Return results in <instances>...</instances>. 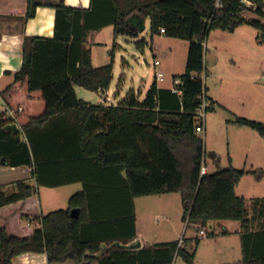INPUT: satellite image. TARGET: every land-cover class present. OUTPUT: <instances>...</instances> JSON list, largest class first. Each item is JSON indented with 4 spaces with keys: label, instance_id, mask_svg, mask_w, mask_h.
Here are the masks:
<instances>
[{
    "label": "trees",
    "instance_id": "trees-1",
    "mask_svg": "<svg viewBox=\"0 0 264 264\" xmlns=\"http://www.w3.org/2000/svg\"><path fill=\"white\" fill-rule=\"evenodd\" d=\"M215 2L91 0L89 8H79L65 0H28L26 19L35 17L40 6L55 8V31L52 37L25 38L22 66L1 91L24 136L8 132L10 121L0 115V165L2 159L5 165H30L38 185L55 186L69 180L60 176L52 181L49 173L69 174L81 164H95L103 173L118 174L127 189L123 196L95 202L84 188L71 196L66 209L40 215L33 184L18 180L13 192L0 185V264H13L24 253H46L49 263L75 264H172L178 254L194 264V253L178 241L139 249L114 246L101 258L92 255L103 242L128 244L135 239V197L170 192L180 193L188 226L200 230L213 221L240 223L244 257L233 264H264V220L251 228L255 218L264 217V201L258 200L251 217L245 197L236 192L245 170L230 166L200 175L205 143L196 132L195 115L200 95L207 91L201 77L206 39L214 28L233 32L249 22L261 30L264 42V23L245 14L256 12L262 18L261 8L254 11L240 0H223L217 9ZM147 19L152 38L164 28V35L189 41L185 71L174 77L181 81L182 96L159 88L155 80L143 101L133 90L118 105L79 98L76 86L106 92L113 80L114 50L108 64L93 66L85 44L89 32L112 25L115 36L135 38ZM210 102L208 110L215 108ZM235 121L264 136V122L239 116ZM73 208L80 210L77 218L71 216ZM30 217L31 225L18 226ZM93 230L102 234L93 235Z\"/></svg>",
    "mask_w": 264,
    "mask_h": 264
},
{
    "label": "rangeland",
    "instance_id": "rangeland-1",
    "mask_svg": "<svg viewBox=\"0 0 264 264\" xmlns=\"http://www.w3.org/2000/svg\"><path fill=\"white\" fill-rule=\"evenodd\" d=\"M245 14L264 23L262 18L256 17L251 11H246ZM260 31L249 22L238 26L233 32L214 28L204 44L205 63L208 68V78L205 77L204 84L209 95L211 91H218L220 98V104L206 112V130L200 135L205 143L204 156L211 173L230 166L245 170L236 192L239 196L245 197L250 214L256 212L255 206L258 200L264 201V136L235 120L239 116L264 122V42H260ZM153 38L166 52L159 57L161 65L157 66L158 70L169 68L170 71L162 85L172 86L173 76L179 78L185 71L189 41L167 35H155ZM100 39L103 44L94 46L98 57H105L114 50V53H122L134 68L133 71L131 69L126 71L122 93L126 95L132 87L136 91L141 87L146 93L154 79V69L151 65L155 62L150 22H146V28L140 32L138 38L126 35L115 36L109 31L103 33ZM214 73L222 77L221 83L214 81L212 77ZM121 74V70L117 68L114 89L111 91L113 98ZM82 93L88 98H84ZM77 96L93 104L102 102L100 92L83 87H78ZM213 153L218 154L219 161H214ZM74 188L75 186L65 187L59 189L56 194H43L41 211L47 214L53 210L66 209L69 197L75 192ZM171 196L174 199L170 210L172 215L176 214L178 217L177 222H174L179 231L176 239L181 246H185L182 242L189 239L186 247L194 253V264H217L219 259L227 261L237 256L243 259L242 251L236 256H228L229 249L218 254V257L215 240L227 243L236 239L231 236L214 239L211 235L198 239L199 230L187 226V222L182 221L185 210L180 193L175 192ZM146 198L135 199V215L139 221L143 220L146 223L145 234L152 240L167 237L170 239L173 236L169 235L173 232L174 223L172 228L170 227L172 229L170 232L169 227L161 223L162 217L158 214V206L146 201ZM26 223L27 219L24 218L18 226H26ZM192 236L194 239L191 238ZM174 259V264H188L181 255L176 254Z\"/></svg>",
    "mask_w": 264,
    "mask_h": 264
},
{
    "label": "crops",
    "instance_id": "crops-1",
    "mask_svg": "<svg viewBox=\"0 0 264 264\" xmlns=\"http://www.w3.org/2000/svg\"><path fill=\"white\" fill-rule=\"evenodd\" d=\"M65 2L68 6L79 7V8H89L91 0H65ZM27 8H28V0H0V101H1L0 115L2 116L4 120H9L10 121L9 123L15 122V121H12L14 119V114L7 107L6 103L2 99L1 91L4 90L7 86H9L14 81L15 72L18 71L22 66L23 58H24V49H23L24 40L26 37H32V36L52 37L55 31V15H56L55 8L50 7V6H40L37 8V13L35 17L26 19L25 14L27 12ZM147 21H149V19H147ZM109 31H112V33L114 34V28L112 25L106 26L100 30L91 31L89 32V35L85 42L86 47L89 48L91 51V62L93 66L95 67L108 64L111 61L112 57L110 53L106 55L105 57H98L94 51V46L103 44L102 39H100L101 35L105 32L109 33ZM160 35L162 36L164 35V33ZM151 42H152V53L155 56V61L159 60L160 63L158 65H161V60L159 59V57L160 55L166 54V52H164V50H162L161 47L158 44H156V42L154 41V38H152ZM119 47H122V46L119 45ZM113 59H114L113 80L111 82L109 89L106 90V93L110 96L112 104L118 105L126 97V95L129 92L128 91L125 95L121 91L122 84H123V78L126 75V71L128 69L129 70L131 69L133 71L134 68L131 66L128 59L122 53L120 54L114 53ZM158 65H156L155 62L153 65H151L154 69V79L152 83L150 84V87L153 84V82L156 80L155 73L157 71L164 72L165 79L167 77L169 68H165V70L164 69L158 70L157 68ZM117 68L121 70L122 74L119 78V82L116 84V90H114L115 91L114 92L115 99H114L112 97L111 91L112 89H114V81H115V75H116ZM205 74H206V78H208V68H207L206 63H205ZM212 75H213L212 77L214 81H217L218 83L222 82L221 76H218L215 73ZM174 77L175 75L173 76V79ZM165 79L163 81H157L158 87L171 89L173 85L172 86L162 85V82H164ZM78 87H81V86L75 87L77 95H78ZM149 88L147 89L146 93L142 91L141 87L139 88L138 91H136V89L132 87L130 91L133 90L136 94L137 99L139 101H143L146 97V94ZM206 94L208 98L214 102L215 107L216 105L220 104V98H219L218 91L217 92L211 91L210 92L211 95H209L208 92L206 91ZM82 96L84 98H88V96L85 93H82ZM83 100L86 102L92 103L91 101H88L85 99ZM71 120L72 118L68 117V121H71ZM17 124H18L17 132H20V135L22 137L24 136V131L22 127L20 126V124L19 123ZM216 155L218 156V154L216 153L212 154V156L214 157V161L217 162L220 160V157L218 156V158H216ZM1 161L3 165H0V185L5 186L7 191L13 192V191H16V182L18 180H25L33 184L37 189V197H38V202H39L40 215L41 214L45 215L41 211L43 194H47V195H49L50 193L56 194V192L59 189H62L65 187L75 186V188L73 189L75 190V192L72 195L86 188L90 190L92 197L94 194L95 202L112 200L115 196H119V195L123 196L124 189H127L126 182H124V180L120 176H118V174L116 175L111 172L103 173L100 170V168H98V166H96L95 164H93L92 167L85 165V164H81V169H79V166L74 168L71 171V173H69L70 175L64 174L63 170L62 172L59 170H55L54 172L49 173V177L52 178L51 179L52 181H55V182L59 181L60 176H65V178L69 181L68 183H64L61 185L48 186V185H38L37 184V180L33 174L32 166L26 165V164L10 166V165L4 164L6 161L5 159H2ZM51 169L52 168H50V170ZM121 175L123 177L126 176L125 172H122ZM237 187H236V191H237ZM172 193H175V192L135 197L133 200L134 214H135V199L138 197L139 198L147 197L146 201H151L156 206H158L159 208L158 214H160V216L162 217L161 223L163 226H168L171 232L172 224L174 222H177L176 218H178L176 217V214L172 215L171 210H170L172 203H173V199H174L172 198L173 196H171ZM71 196L69 197V199L71 198ZM68 204H69V200H68ZM252 215L253 213L250 214L251 217ZM263 220H264V217L255 218L251 223V228L253 230L256 229L257 225ZM182 221L187 222L184 218V215L182 216ZM145 224L146 223L143 220L139 221V219L135 215L136 237L130 242H133L139 239L141 241V247L150 246L155 243L170 242V241H178V245H179V240L176 239L177 238L176 236L179 233V231L177 230V226L175 223L173 225V232L170 233L169 235V236H172V235L173 236L170 237V239L169 237H167L166 239H159V240H152L148 235L145 234V226H146ZM192 228L197 229L196 226H192ZM205 228L208 231V234H209L208 237H210L211 235L213 236L214 239H216L217 237L218 238L223 237V239H225L226 237L231 236L234 239H236L235 241H231V242L227 241V243L219 242L218 240H215L214 242L216 246L215 250L218 251L217 255L221 254L222 252H226L228 249H229L228 256H231V255L236 256V254L241 253V251L244 254L243 242H242V229H241L239 222L237 221H213L210 224H208ZM220 232L222 233L220 234ZM92 234L101 235L102 233L99 231L95 232L93 230ZM191 238L194 239L193 236ZM188 240L189 239L187 240L185 239L182 242V244L185 245V246L182 245V247L186 248L187 251L190 252L188 248L186 247V244L189 242ZM139 248H136V249H139ZM242 260L243 259H241L240 256H237V257H233L232 260H227V261L219 259V262L217 264H233L236 262H240ZM12 261H13V264H75L73 260H67L61 263H49L46 253H24V254L15 256ZM90 264H100V262L96 260Z\"/></svg>",
    "mask_w": 264,
    "mask_h": 264
},
{
    "label": "built area",
    "instance_id": "built-area-1",
    "mask_svg": "<svg viewBox=\"0 0 264 264\" xmlns=\"http://www.w3.org/2000/svg\"><path fill=\"white\" fill-rule=\"evenodd\" d=\"M240 1L243 2L248 7H252L254 11H256L258 8H261L262 11L264 12V0H261L262 4H258L257 0H240ZM222 4H223V0H216V2H215V6H216L217 9L220 8L222 6ZM253 13L256 15V17H259L256 14V12H253ZM262 19L264 20V15H263ZM161 32L165 33V29L161 28ZM159 63H160L159 60L155 61L156 65H158ZM201 77H202V80L204 82V79L206 77L205 71H203L201 73ZM155 78H156V81H163L165 79V73L162 72V71H157L155 73ZM180 84H181L180 79H178V78L174 79L173 87L171 89H172L173 92H175L178 95L182 96L183 91L179 87ZM100 95L102 97V103L103 104H112L111 98L106 92L100 91ZM200 99H201V104L198 107V109L196 111V115H195V122H196V128L195 129H196V132L199 135L205 133V130H206V112L208 111V108H210L212 106V104H211V102H210L205 90L202 91V93L200 95ZM208 172H209V168L207 167V161H206L205 156H204L202 164H201L200 175L201 176L205 175ZM33 222H34V218L33 217L27 219V225H31ZM221 233L222 232H220V234ZM208 235L209 234H208L207 229L205 227H202L199 230L198 239L206 238V237H208ZM179 246H180V244H179ZM174 260H173L172 264H174Z\"/></svg>",
    "mask_w": 264,
    "mask_h": 264
},
{
    "label": "water",
    "instance_id": "water-1",
    "mask_svg": "<svg viewBox=\"0 0 264 264\" xmlns=\"http://www.w3.org/2000/svg\"><path fill=\"white\" fill-rule=\"evenodd\" d=\"M5 129L12 133V134H16L17 131H18V124L16 122L14 123H9L5 126ZM216 158H218V156L216 155ZM79 208H73L71 210V216L73 218H77L79 216ZM114 246H118V247H123V248H127V249H136V248H139L141 247V241L138 239L136 241H133V242H130L128 244H124L122 242H119V241H114L113 243L111 244H107L105 242H103L101 245H100V249L99 251L93 253L92 255L96 258H101L103 257V255H105L110 249H112ZM90 254V253H88Z\"/></svg>",
    "mask_w": 264,
    "mask_h": 264
}]
</instances>
